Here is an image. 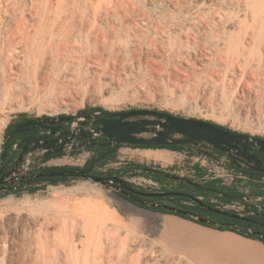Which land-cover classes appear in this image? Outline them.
<instances>
[{
  "label": "bare ground",
  "instance_id": "6f19581e",
  "mask_svg": "<svg viewBox=\"0 0 264 264\" xmlns=\"http://www.w3.org/2000/svg\"><path fill=\"white\" fill-rule=\"evenodd\" d=\"M151 6L161 9L154 14ZM142 66L166 68L178 78L220 79L242 93L264 92V0H0V98L27 79L43 78L49 86L54 80L112 82L114 73ZM175 153L161 150L155 158L166 164ZM56 193L22 202L26 215L20 218L26 235L35 226L36 232L38 226L58 228L55 237L36 240L37 250L50 254L49 264H192L143 234L137 221L135 227L124 222L97 195ZM180 225L170 221L164 234L182 232L239 260L264 263L260 241L193 226L184 232ZM28 243L1 250L0 264H34ZM190 253L208 264H228L225 256Z\"/></svg>",
  "mask_w": 264,
  "mask_h": 264
},
{
  "label": "rangeland",
  "instance_id": "374dc122",
  "mask_svg": "<svg viewBox=\"0 0 264 264\" xmlns=\"http://www.w3.org/2000/svg\"><path fill=\"white\" fill-rule=\"evenodd\" d=\"M159 7L151 6L150 9L154 14H157L161 9ZM113 76L112 82L105 80V83L103 78H96L82 85L60 83L54 80L52 85L49 86L43 78H38V80L27 79L22 89H12L8 91L7 95L0 98V137L6 125L16 115L26 114L35 117L59 114L79 115L80 111L89 107H101L105 111L134 108L157 109L185 117L211 120L241 133L264 137V92L242 93L220 79L206 80L203 75L201 76L204 78L199 77V75L198 77H196L197 75H191L190 77L178 78L169 75L166 68L164 71H155L151 66H142L125 72L120 71L119 74L114 73ZM146 150L149 149L134 148L130 145L122 146L112 159L106 161L110 165L106 171L102 172H108L111 169L122 171L130 162L142 163L158 171L189 179H193L190 176L192 174L190 170L194 165H204L202 168L200 167L203 173L202 176L207 173L205 168H210L217 171V173L223 171L221 167L215 166L216 164H212L210 160L198 158L192 153L186 154L184 150L174 151L176 153L172 156V162L166 164L157 161L155 158V155L159 154L161 150ZM88 155L89 150H86L82 155H65L54 159L52 163L80 167L85 163L86 158H89ZM126 177L128 181L145 190H154L153 185L145 182V180H155L151 175L145 174L143 170ZM224 180L227 185H236L247 193L253 188V184L244 178L236 179V177L228 176ZM197 181L202 183L205 180ZM138 182H141V184ZM167 183L168 185H176L172 181ZM159 185L161 184L159 183ZM52 186L57 188H51ZM56 191L58 196L64 198H82L89 196L88 192L97 195L110 206L116 208L124 222H128L131 227H135L133 222L137 221L143 234L155 240L159 246L170 253L175 255L182 253L192 264H208V262L195 258L194 254L190 253L193 251H206L225 256L228 259V264H264L257 259L239 260L222 247L203 245L182 232L177 234L169 231L164 234V230L167 231V224L171 221L174 224H183L180 226L184 228L182 229L184 232H187L189 228L197 227L201 229V232L212 230L222 235H228V233L207 228L189 220H183L175 215L163 214L139 207L117 195L113 187L87 180H69L67 183L49 185L35 193L20 192L0 196V251L3 249L7 252L19 251L22 249L23 243L31 242L30 245L28 243L25 247H30V252L33 253H31L33 262H35L36 257V264H49L46 257L49 258L50 254L43 251L46 253L45 256L40 250L38 251L37 242L39 237L43 239L45 237H49V239L55 237L58 228L50 226L43 230L38 226L39 229L36 232L35 226L28 229L26 235L23 232L20 218L26 215L22 202L27 199L35 201L52 198ZM15 203L16 205H14ZM243 204L245 203L239 202V205L242 206ZM29 230L32 232L30 233ZM37 251L39 254L36 253ZM52 263H54V259ZM7 264H11V260H8Z\"/></svg>",
  "mask_w": 264,
  "mask_h": 264
},
{
  "label": "flooded vegetation",
  "instance_id": "af4514ba",
  "mask_svg": "<svg viewBox=\"0 0 264 264\" xmlns=\"http://www.w3.org/2000/svg\"><path fill=\"white\" fill-rule=\"evenodd\" d=\"M129 110V109H128ZM126 111V110H120ZM120 111H96L92 114H84V115H75L71 119L67 117L71 116V114H59V115H44V116H27V115H16L11 121L6 125L1 135H6L10 131H12L16 126L21 125L22 131L15 136L11 137L9 140L2 138L0 142V196L9 195V194H17L20 192H28L32 193V191H39L45 189L47 186L55 184L57 178L59 177L60 181L68 182L71 178L65 173L63 176L46 175L49 172H58L67 170V168L62 170H57L56 167H62L65 165L52 163L54 159H57L62 156H72V155H82L83 152L89 150V158H86V161L91 158H99L105 159L113 154L117 153L118 150L125 145L130 144H115L110 146H100L93 145L87 149H73L76 145H80L83 142L80 140V135L71 136V132L80 133L81 131L94 130L99 128L101 125L99 124H91L92 120L96 119H117V116H110L112 113L120 112ZM139 118V117H137ZM66 133L65 135H62ZM245 134V133H243ZM62 135V136H61ZM148 135V134H147ZM249 135V134H246ZM252 137H258L264 139L262 136L258 135H249ZM60 137L61 142H66L70 137L73 138L74 144H63L47 149H34L32 147L36 142L45 144L51 142L52 140ZM106 136L93 134L91 136L92 140H89L87 143L89 144H98L105 141ZM202 143V142H200ZM64 148V150L57 153H50L45 158L36 162V159L41 155L47 152H53L56 149ZM26 150L27 153L19 159L20 154ZM214 150H216L214 148ZM218 151V150H216ZM220 152V151H218ZM243 147L238 146L236 151H231V156L223 154L222 156L226 157L227 163L238 171L239 175L250 181V179L255 178L258 179L259 182L264 183V171H259L253 169L255 163L253 161H249L245 155L242 154ZM247 156L257 159L262 162V167L264 168V148L260 144H248V148L246 149ZM85 161V162H86ZM85 164V163H84ZM79 167L78 170H71L74 174L83 172L92 173V171L88 167ZM16 168V170H14ZM148 171H144L147 173H154L157 175L164 176L161 172H154L153 168L147 166ZM70 170V169H69ZM156 170V169H154ZM139 170H133L131 172L124 173L122 171H117L110 175H104L106 177L117 178V180L113 182L118 188L126 190L127 192H131L130 190H138L142 192H158V193H171L163 196H141L139 194H135V196L139 199L155 202L158 204H167L170 206L180 207L179 203H188L191 205L198 204L196 201L192 199V197H196V191L199 189H203L202 183L195 181L193 179L186 178L187 180L193 181V183H188L186 181H178L189 185L190 187H177L176 185H172L175 189L171 187H167L166 190H161V185L159 187H154L153 191H148L145 189L138 188V185H135L131 181H128L127 175L135 174ZM169 174V173H168ZM166 177V176H164ZM168 182L172 179L166 177ZM176 181V180H172ZM257 181V180H256ZM131 184V185H130ZM52 186L51 188H53ZM125 196V195H124ZM127 197V196H126ZM204 202L202 196H199ZM188 199L189 201L187 202ZM130 200V199H129ZM216 200L215 198H212ZM133 201V200H132ZM136 202V201H134ZM137 203V202H136ZM206 203V202H205ZM138 204V203H137ZM136 204V205H137ZM207 204V203H206ZM209 205V204H207ZM202 208L206 209L202 205ZM210 206V205H209ZM212 207V206H211ZM185 210V209H183ZM190 213L195 214L192 210H185ZM237 213V212H236ZM248 214V212H245ZM240 215H244L243 213H237Z\"/></svg>",
  "mask_w": 264,
  "mask_h": 264
},
{
  "label": "water",
  "instance_id": "95a60500",
  "mask_svg": "<svg viewBox=\"0 0 264 264\" xmlns=\"http://www.w3.org/2000/svg\"><path fill=\"white\" fill-rule=\"evenodd\" d=\"M22 115H26V114H22ZM75 115L76 114H71V116L67 118L71 119ZM110 116H117L118 118L96 119V120L94 119L92 120L91 124L101 125L99 128L94 130H88L86 132L81 131L80 133L77 134L75 132H71L70 133L71 136L80 135L81 136L80 140L83 142L78 146L75 145L73 149L84 150L93 145L110 146L115 144H130V145L151 147V146H161V145H189V144L196 145L197 143L203 142L211 145L213 148L222 152L223 154L231 156L232 150L236 151V148L238 146H242L243 147L242 154L245 155L249 161H253L255 163L253 169L264 171V168L262 167V162L258 161L255 158L247 156L246 154V149L248 148V144L257 143L262 145V147L264 148V139L258 137H252L243 134L241 132H233L229 129L219 127L203 119L194 118V117H185L170 112H163L160 110H154L148 108L129 109L126 111L112 113L110 114ZM21 131H22V126L19 125L16 126L8 134L1 135L0 138L9 140L11 137L15 136ZM65 134L66 133L62 135ZM93 134L106 136L105 141L98 144L87 143L89 140H92L91 136ZM74 141L75 140H73V138L70 137L69 139H67L66 142L65 141L61 142L60 137H58L52 140L51 142L45 144L36 142L32 147V150L34 149L44 150L47 148H51L63 144L73 145ZM62 150H64V148H59L54 150L53 152L44 153L43 155H41L39 158L36 159L35 163L39 162L50 153H57ZM26 153L27 151L24 150L20 154L19 159H21L22 156ZM14 170H16V168ZM144 170L148 171L150 169L145 168ZM153 171L157 172L158 170L153 169ZM65 173L68 175V177L71 178L70 180H87L100 185L113 187L117 193H121L127 196L130 200L136 201L139 207H141L140 205H144L151 208H163L166 210L176 212L178 214L190 215L191 217H193L194 219L200 222L210 223L209 221L204 220L198 215L190 213L178 207L142 200L135 196V194H139L141 196L156 197V196L168 195L171 193L142 192L138 190H130L131 192H127L126 190H123L113 185V182L115 181L121 182L117 180V178L106 177L104 175L101 176L93 172L89 173V172L81 171L79 173L74 174L71 170L67 169L58 172H49L46 175L63 176ZM162 174L172 180L186 181L188 183H193V181L187 180L186 178L181 176H176L165 172H162ZM59 183H67V182L61 181ZM52 185H56V184H52ZM192 199L211 212L220 213L235 218H244V216L240 214L232 213L228 210L221 209L218 207L215 208L211 207L207 205L205 202H203L201 198L192 197ZM245 219L250 221V219L248 218ZM253 233L260 235V237L264 239V234H261L256 231H253Z\"/></svg>",
  "mask_w": 264,
  "mask_h": 264
},
{
  "label": "trees",
  "instance_id": "16d2710c",
  "mask_svg": "<svg viewBox=\"0 0 264 264\" xmlns=\"http://www.w3.org/2000/svg\"><path fill=\"white\" fill-rule=\"evenodd\" d=\"M157 110V109H154ZM96 111H105L104 109H102L101 107H89L88 109H85L83 111L79 112V115H84V114H92ZM163 112H167V111H163ZM204 120V119H203ZM210 123H213L214 125H217L219 127L225 128V129H229L233 132H239L236 130H233L231 128H228L224 125H220L218 123H215L211 120H206ZM246 134V133H245ZM196 145L202 146V143H197ZM133 146L134 148H145V149H169V150H173V151H182L184 150L186 147L188 146H192V145H161V146H151V147H146V146H139V145H130ZM218 155H221V152H218L216 150H214ZM116 154V153H115ZM115 154H113L112 156L105 158V159H99V158H91L88 159L83 167H88L93 173L97 174V175H110L113 174L115 172H117L118 170H114L111 169L108 172H102L99 170H96L94 167L96 165L99 164H105L106 161L112 159ZM222 156V155H221ZM194 167L197 169L198 171V175L200 177L202 176V169L199 167V165H194ZM233 168H235L234 166H232ZM70 169V170H78L79 167L78 166H62V167H56L57 170H62V169ZM147 168L146 165L142 164V163H138V162H130L126 165V167L122 170V172L127 173V172H131L133 170H143ZM157 172H161L162 171H157ZM149 175L152 176V178L157 181L158 183L161 184V190H166L167 187H171L172 189H175L174 187H172V185H168V179L164 176L161 175H157L154 173H147ZM59 177L57 178V181L55 184H58L59 182H61ZM257 180V181H256ZM172 181V180H170ZM176 183V186L181 188V187H190L189 185H186L185 183L182 182H178V181H172ZM250 183L253 184V188L252 190L247 193L244 190L240 189L238 186L236 185H227V184H223L222 180L219 178H215V179H209V180H205L204 182H202L203 185V189H199L196 191V197L202 196L204 199V202H206L207 204H209L212 207H217V204L212 202V198H215L216 200L223 202V203H229L233 200H237V201H241L243 203H245V210L246 212H248V214L243 213L244 218H235V217H230L227 215H223L220 213H215V212H211L207 209L202 208L200 205L198 204H180V207L182 209L185 210H192L196 215H198L199 217L203 218L204 220L209 221L210 223H204V222H200L197 221L196 219H194L193 217H191L190 215H183V214H178L176 212L170 211V210H166L163 208H151L148 206H144V205H140L141 207L144 208H148L154 211H158L161 212L163 214H171V215H175L178 216L180 218H183L185 220H189L192 222H195L201 226L207 227V228H211L214 230H218L221 232H233L235 234H238L244 238H248V239H252V240H257L260 241L264 244V239L260 237V235L253 233V231L259 232L261 234H264V199L263 200H257L258 197H264V192L260 189V185H264V183L259 182L258 179L252 178L250 179ZM131 185V184H130ZM53 188H57L56 186H54ZM140 189H144L142 187H138ZM36 191H32V193H35ZM117 195H119L120 197L129 200L128 197L124 196L121 193H116ZM251 201H250V200ZM187 202L189 201L188 199ZM249 200V201H247ZM130 202L137 204L136 202L129 200ZM230 212L232 213H236L233 210H230ZM237 214V213H236ZM245 218L250 219V221L246 220Z\"/></svg>",
  "mask_w": 264,
  "mask_h": 264
},
{
  "label": "built area",
  "instance_id": "2783aa9c",
  "mask_svg": "<svg viewBox=\"0 0 264 264\" xmlns=\"http://www.w3.org/2000/svg\"><path fill=\"white\" fill-rule=\"evenodd\" d=\"M202 144H203L202 147H200L199 145H193L192 144V147L191 148H185L184 152L186 154L192 153L193 155H196L198 158H203L204 160H210L212 164H214V165L216 164L215 166L221 167V169L223 171H222V173H217V171H213L210 168L209 169L205 168L207 173L204 174L203 177H199L197 169L195 167H192L190 170V172L192 174H190V176H192L193 180L201 181V179L209 180V179L219 178L222 180L223 184H227L224 179L228 176L236 177V179H242V177L239 175L238 171L235 168L231 167L227 163L225 156L218 155L214 151V148L211 145H209L207 143H203V142H202ZM109 165H110V163L106 162L105 164L96 165L94 168L96 170H99V171H106L107 168L109 167ZM202 166H204V165L203 164L199 165V167H201V168H202ZM143 180H145V179H143ZM145 182H149L151 185H153V187H159L160 186L158 182H155L152 180H145ZM138 183L141 184V182H138ZM260 189L264 192V185H260ZM263 199H264V197H258L257 198V200H263ZM213 202L216 203L217 207L221 208V209H225L228 211L233 210V211H235L237 213H241V214L245 212V207H246L245 204H243L241 206V205H239L240 201H237V200H233L229 203H223V202H220L217 200H213Z\"/></svg>",
  "mask_w": 264,
  "mask_h": 264
},
{
  "label": "crops",
  "instance_id": "0c3cea01",
  "mask_svg": "<svg viewBox=\"0 0 264 264\" xmlns=\"http://www.w3.org/2000/svg\"><path fill=\"white\" fill-rule=\"evenodd\" d=\"M156 150H169V149H156ZM146 151H153V149H149V150H146ZM170 151H173V150H170ZM181 219H183V218H181ZM183 220H185V219H183ZM225 232H228V231H225Z\"/></svg>",
  "mask_w": 264,
  "mask_h": 264
}]
</instances>
